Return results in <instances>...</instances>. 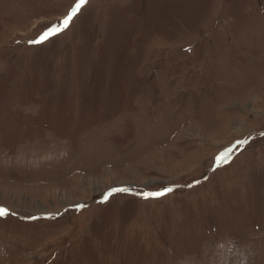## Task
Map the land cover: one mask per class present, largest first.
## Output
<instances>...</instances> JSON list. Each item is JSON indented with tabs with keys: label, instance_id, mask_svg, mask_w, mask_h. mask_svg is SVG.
<instances>
[{
	"label": "rangeland",
	"instance_id": "374dc122",
	"mask_svg": "<svg viewBox=\"0 0 264 264\" xmlns=\"http://www.w3.org/2000/svg\"><path fill=\"white\" fill-rule=\"evenodd\" d=\"M75 3L0 0V264H264V0Z\"/></svg>",
	"mask_w": 264,
	"mask_h": 264
},
{
	"label": "snow or ice",
	"instance_id": "6c2138e0",
	"mask_svg": "<svg viewBox=\"0 0 264 264\" xmlns=\"http://www.w3.org/2000/svg\"><path fill=\"white\" fill-rule=\"evenodd\" d=\"M88 2V0H76V3L74 4V6L70 9V11L68 12V14L65 16V18L59 22L58 24L52 25L50 26L45 32H43L36 40L33 41H29V43H43L46 40H48L49 38L59 34L60 32H62L64 29H66L69 24L71 23V21L73 20V18L78 14V12L81 10V8ZM237 143L239 144H245L247 143V141H238ZM231 150L224 152L222 154H220L217 158H216V164L217 166H219L221 161H225V157H228L230 154ZM226 162V161H225ZM197 183H199V181H197ZM174 189L171 187L168 188H164L161 191H157V192H144L142 193L144 198H159L162 196L167 195L168 193L172 192ZM119 191H127L126 189H112L109 193H107L104 197L105 201H107V199L113 195L116 192ZM82 207V205H81ZM6 214H8V210L3 208L2 206H0V217L5 216ZM35 219V218H32Z\"/></svg>",
	"mask_w": 264,
	"mask_h": 264
},
{
	"label": "clouds",
	"instance_id": "9594fccd",
	"mask_svg": "<svg viewBox=\"0 0 264 264\" xmlns=\"http://www.w3.org/2000/svg\"><path fill=\"white\" fill-rule=\"evenodd\" d=\"M217 247L221 248L223 253L219 258L218 264H249L248 254L238 251V246L233 241H229L226 244L221 242ZM178 264H186V260L181 259Z\"/></svg>",
	"mask_w": 264,
	"mask_h": 264
}]
</instances>
